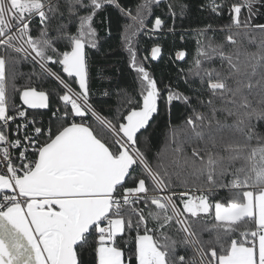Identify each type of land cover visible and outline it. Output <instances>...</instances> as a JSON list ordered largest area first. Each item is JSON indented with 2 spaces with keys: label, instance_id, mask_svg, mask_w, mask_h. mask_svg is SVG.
<instances>
[{
  "label": "snow or ice",
  "instance_id": "obj_1",
  "mask_svg": "<svg viewBox=\"0 0 264 264\" xmlns=\"http://www.w3.org/2000/svg\"><path fill=\"white\" fill-rule=\"evenodd\" d=\"M161 5L174 32L188 5L171 0H0V264H264V0L201 5L229 22L194 30L180 70L191 95L160 87L138 59V35L165 28L160 16L146 25ZM106 8L129 21L121 48L137 84L116 93L112 115L90 84V53L111 37L96 26ZM161 102L169 117L174 103L186 113L169 119L167 158L140 139ZM29 109L48 110L47 123Z\"/></svg>",
  "mask_w": 264,
  "mask_h": 264
},
{
  "label": "trees",
  "instance_id": "obj_2",
  "mask_svg": "<svg viewBox=\"0 0 264 264\" xmlns=\"http://www.w3.org/2000/svg\"><path fill=\"white\" fill-rule=\"evenodd\" d=\"M125 6L135 7L138 0H119ZM177 5L176 11L179 12L180 4H187L188 10L183 18H177L175 22V31L169 32L168 29L173 27L172 20L166 15L164 5L159 8H154V16L149 17L146 21L147 28H152L155 16H160L165 19V28L162 32L149 33L142 32L137 37V52L138 59L144 61L145 67L149 70L154 78L163 87L166 84H171L174 88L178 87L180 91L191 95L188 86L184 83L181 69H187L195 54V29L202 28L206 24L211 23L214 27H220L229 22L227 14L219 17L211 14L208 9H202L201 5L207 0H171ZM256 23L264 22V18H257ZM129 23L128 20L121 17L119 12L114 8H106L101 11L96 17V26L102 38L105 37L106 29H111V37L103 42L100 52L90 53L91 63V100L95 107L104 115L115 114L116 110L123 111L121 98H118L116 93L121 89L127 90L129 94L135 95L137 84L135 81V73L130 70L128 65V55L121 48L120 33L123 30V25ZM183 36V39L181 37ZM159 45L162 48L161 56L153 60L151 59V49L153 46ZM243 49L249 51L255 50L254 46H249L247 41H243ZM183 50L187 53L184 60L176 58V52ZM231 50V49H229ZM205 67H219V60H214L211 64H205ZM18 72L29 73L31 67L27 64H22L17 68ZM27 77L18 78L17 85L25 83ZM198 83V81H197ZM45 87H54L52 84H45ZM75 88L76 85L73 84ZM108 92L109 95H104ZM11 94V89H9ZM20 101L17 99L16 103ZM219 103V102H217ZM56 106V97H52V108ZM42 115V121L47 123L50 112L48 110H35ZM33 113V110H28ZM185 108L180 103H174L171 109V115L165 111L163 102L160 104V112L155 115L150 122L147 131H143L140 136L142 145L149 150V155L154 156L157 152L165 158L168 157L170 149H165L166 140L168 138L169 119L171 124H180L185 117ZM231 122V121H229ZM260 130L264 131V125L260 126ZM174 147V145H173ZM187 150V149H186ZM183 190V189H178ZM226 193L221 191L220 196ZM207 238V236L205 237ZM180 254H184L181 249ZM92 259L91 256L84 257L85 264ZM134 264V262H133Z\"/></svg>",
  "mask_w": 264,
  "mask_h": 264
},
{
  "label": "built area",
  "instance_id": "obj_3",
  "mask_svg": "<svg viewBox=\"0 0 264 264\" xmlns=\"http://www.w3.org/2000/svg\"><path fill=\"white\" fill-rule=\"evenodd\" d=\"M20 103V102H19ZM19 103H17V104H19ZM54 110V109H53ZM29 113V119H32V118H35V119H37V120H42V117L41 116H38V115H35L34 116V114H32V113H30V112H28ZM21 121H17V123H20ZM37 126H39V125H37ZM12 127L13 128H15V125H12Z\"/></svg>",
  "mask_w": 264,
  "mask_h": 264
},
{
  "label": "water",
  "instance_id": "obj_4",
  "mask_svg": "<svg viewBox=\"0 0 264 264\" xmlns=\"http://www.w3.org/2000/svg\"><path fill=\"white\" fill-rule=\"evenodd\" d=\"M30 110V109H29ZM41 111H45V110H41Z\"/></svg>",
  "mask_w": 264,
  "mask_h": 264
}]
</instances>
